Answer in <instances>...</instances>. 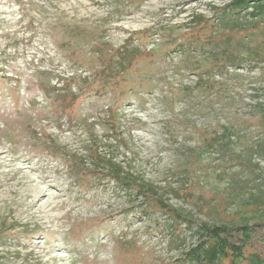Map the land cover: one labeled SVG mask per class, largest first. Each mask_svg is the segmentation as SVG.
Returning <instances> with one entry per match:
<instances>
[{"label": "rangeland", "instance_id": "obj_1", "mask_svg": "<svg viewBox=\"0 0 264 264\" xmlns=\"http://www.w3.org/2000/svg\"><path fill=\"white\" fill-rule=\"evenodd\" d=\"M231 1L0 0V264H189L200 225L264 223V63L193 38Z\"/></svg>", "mask_w": 264, "mask_h": 264}, {"label": "trees", "instance_id": "obj_2", "mask_svg": "<svg viewBox=\"0 0 264 264\" xmlns=\"http://www.w3.org/2000/svg\"><path fill=\"white\" fill-rule=\"evenodd\" d=\"M195 26V44L211 48L221 66L229 64L239 67L243 61L264 63V0H232L216 11L213 20L198 17ZM192 46L190 44L187 49L194 48ZM73 100H69V108ZM90 151L96 166L92 176L101 170L104 177L123 185L125 190L133 189L147 205H155L166 215L189 222L181 212L155 195L113 157L101 153L98 147ZM262 231L264 223L252 226L202 224L197 233L199 243L186 254L185 261L189 264H219L224 260L232 263L247 260L250 264H260L264 261V254L254 253L247 257L246 251L255 244L257 234Z\"/></svg>", "mask_w": 264, "mask_h": 264}]
</instances>
